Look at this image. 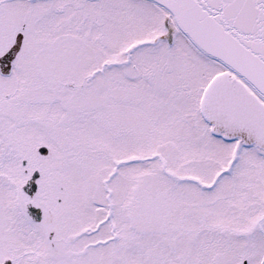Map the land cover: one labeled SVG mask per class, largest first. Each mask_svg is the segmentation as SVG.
I'll list each match as a JSON object with an SVG mask.
<instances>
[{
    "label": "snow or ice",
    "instance_id": "6c2138e0",
    "mask_svg": "<svg viewBox=\"0 0 264 264\" xmlns=\"http://www.w3.org/2000/svg\"><path fill=\"white\" fill-rule=\"evenodd\" d=\"M0 264H264V0H0Z\"/></svg>",
    "mask_w": 264,
    "mask_h": 264
}]
</instances>
